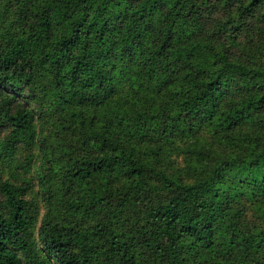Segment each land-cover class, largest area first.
<instances>
[{"label":"trees","instance_id":"trees-1","mask_svg":"<svg viewBox=\"0 0 264 264\" xmlns=\"http://www.w3.org/2000/svg\"><path fill=\"white\" fill-rule=\"evenodd\" d=\"M53 263L264 264V0H0V264Z\"/></svg>","mask_w":264,"mask_h":264},{"label":"rangeland","instance_id":"rangeland-1","mask_svg":"<svg viewBox=\"0 0 264 264\" xmlns=\"http://www.w3.org/2000/svg\"><path fill=\"white\" fill-rule=\"evenodd\" d=\"M34 152H35V150H34ZM28 153H29L28 149L26 147H24L22 144H19L17 146L16 156L19 157L22 161H26V157H27ZM36 162H37V160H36V158H34L31 161V165H30V167H33L32 170L30 171V173H27V174L23 172L22 176L31 177V179H32V175L34 174V169H35L34 165H35ZM7 175H8V173H5L4 177H7ZM37 191H38V186L35 185V186H33L31 188L30 191H28L27 196H28V198H32V199L38 200L39 205H40V213L42 214L43 211H44L43 202L41 200V197H38ZM248 205H249L248 203H246V205H245L246 206V208H245V210H246L245 211V216H246L247 219L253 220L255 217H254L252 209ZM39 224H40V219H39V221L37 222V224L34 227V234L36 236H37V230H38ZM53 264H56V263H53Z\"/></svg>","mask_w":264,"mask_h":264}]
</instances>
